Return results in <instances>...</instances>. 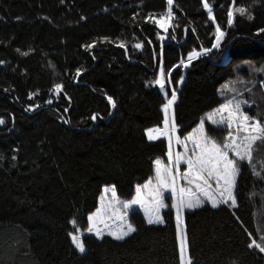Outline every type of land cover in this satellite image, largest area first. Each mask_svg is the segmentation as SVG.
Masks as SVG:
<instances>
[{
  "label": "trees",
  "instance_id": "16d2710c",
  "mask_svg": "<svg viewBox=\"0 0 264 264\" xmlns=\"http://www.w3.org/2000/svg\"><path fill=\"white\" fill-rule=\"evenodd\" d=\"M210 3L226 32L220 48L187 68H173L189 51L211 48L215 24L201 0H174L175 32L144 20L163 13L166 0H0V264H41L30 235L35 223L56 235L48 243L50 256L68 264H180L171 207L159 224L132 212L129 222L137 231L124 240L84 235L83 254L62 226L75 218L85 233L105 185H115L119 199H132L136 186L152 177L154 160L167 161L165 138L149 141L145 135L147 128H163L166 99L152 83L161 48L165 70L173 69L166 88L177 90L173 107L182 136L223 101L221 90L232 81L246 82L232 86L255 101L249 115L264 110V72L254 71L264 68V33L258 31L264 28V0H235L254 18L237 14L232 26L226 15L232 0ZM93 41L91 50L83 47ZM77 68L84 69L79 77ZM55 83L64 85L59 96L52 92ZM255 156L264 157V145ZM235 194L237 208L204 204L184 212L192 264H264V253L248 247L264 234V179L244 170Z\"/></svg>",
  "mask_w": 264,
  "mask_h": 264
},
{
  "label": "snow or ice",
  "instance_id": "6c2138e0",
  "mask_svg": "<svg viewBox=\"0 0 264 264\" xmlns=\"http://www.w3.org/2000/svg\"><path fill=\"white\" fill-rule=\"evenodd\" d=\"M259 2V0H254ZM203 10H206L208 18L215 24L214 40L211 48L201 47L199 50L193 49L187 53V57L181 58L179 65L173 68L183 66L188 67L193 60L198 59L202 54H206L212 49H219L226 35L221 25L216 22L213 12V5L210 0H201ZM174 0H166V9L163 13L153 15L147 14L144 20H151L154 24H159L167 32L168 27H179L174 24L175 12ZM107 9H105L106 11ZM247 16L249 20L254 18V14L249 11L247 6H235V0L226 13L227 24L232 26L235 22L236 15ZM139 13L134 14L133 19ZM187 31V28L185 29ZM195 31V29H193ZM259 32L264 33V28H260ZM103 41H110V37L104 36ZM175 39V36H172ZM96 41L91 44H85L86 50H91ZM120 47L127 50L124 41H120ZM142 43H136L135 48H142ZM17 52L23 56L29 55V51L21 52L19 48ZM34 51V50H30ZM159 58V74L152 82L163 92L166 102L162 105L164 114L163 128L150 127L146 129L147 139L155 141L164 136L167 139V163L161 158L154 160V181L149 179L142 185H137L135 195L132 199L121 202L117 195L115 185H105L103 194L100 197L101 206L87 217V233H94L97 238H103L105 232L107 235L116 240H124L131 233L137 231L136 227L127 220L128 210L133 205H139L145 209L148 224L164 223L161 215V209L171 207L176 213V234L179 241V259L180 264H192L191 257L186 258L188 250V237L186 225L183 219L184 209H195L200 207L205 200L209 201L213 208L220 204L237 208L238 200L235 194L238 177L242 175L244 170H250L251 173L261 179H264V157L255 156V152L259 145H264V110L257 111L256 115H249V111H245V107L249 110L255 104V101L249 97H245L244 92L238 90L232 85L235 83H246L243 80L232 81L225 85L221 90L224 99L216 108L207 112L203 118L198 121L197 126L186 135L179 133V125L176 120L174 105L177 101V90L172 88L171 92L166 85L172 83V70H165L163 66V49L157 54ZM94 58V57H93ZM4 61L0 60V64ZM84 71L82 68L76 69V76L79 77ZM255 72H264V68H256ZM183 76L180 77L178 83H183ZM255 84V81L252 82ZM264 85V81L261 82ZM225 89L233 93L230 97L225 94ZM64 91L62 83H55L52 92L59 96ZM245 91L251 93L252 89L245 88ZM36 93L30 95L34 96ZM64 95H67L64 93ZM70 99V98H69ZM107 100L111 107H116V102L112 96H107ZM48 103H52L51 100ZM33 105H29L31 109ZM38 107V105L36 106ZM91 119L96 120L97 116L93 115ZM67 122V121H66ZM210 125L224 126L226 136L221 140H217L210 135V131H216V128H210ZM5 120L0 117V125ZM173 143L183 147V151H173ZM181 164L186 167L181 171ZM183 181L184 183H181ZM171 192V205L165 203V191ZM117 205H121L120 208ZM111 220L112 224L107 221ZM73 230L68 233L71 244L81 254L85 253L86 245L83 238V232L77 226V220L73 218L70 221ZM264 233V227L261 228ZM251 236L252 233H249ZM260 241L252 239L249 248H255L260 253H264V234L260 236Z\"/></svg>",
  "mask_w": 264,
  "mask_h": 264
},
{
  "label": "rangeland",
  "instance_id": "374dc122",
  "mask_svg": "<svg viewBox=\"0 0 264 264\" xmlns=\"http://www.w3.org/2000/svg\"><path fill=\"white\" fill-rule=\"evenodd\" d=\"M208 15V14H207ZM156 26H157V28L159 29V30H161V31H163V32H166L165 30H164V28L163 27H160V25L159 24H156ZM169 28V27H168ZM184 71V70H183ZM181 83H179V85H180ZM248 108L247 107H245V111L247 110ZM162 113H163V110H162ZM164 115V114H163ZM208 123V125L210 126V127H212V128H216V129H222V131H223V133H224V135H223V137L224 136H226V132L224 131V126L223 125H220V126H216V125H210V122H207ZM197 126V125H196ZM195 126V127H196ZM194 127V128H195ZM193 128V129H194ZM192 129V130H193ZM191 130V131H192ZM163 138L164 136H160V138ZM222 137V138H223ZM165 138V140L167 141V139H166V137H164ZM222 138H217V140H221ZM216 139V138H215ZM173 151H183V147L182 146H178V145H176L175 143H173ZM166 159H167V157H166ZM165 163H167V161L165 162ZM186 167V165H184V164H181V171H183V169ZM154 176H155V172H153V175H152V177H150L149 179H153V182L155 183V181H154ZM148 179V180H149ZM147 180V181H148ZM146 181V182H147ZM145 182V183H146ZM181 183H184L183 181H181ZM104 189V188H103ZM103 194V190H102V192H101V194L99 195V197H98V202H97V208H99L100 206H101V201H100V197H101V195ZM135 195V194H134ZM164 195H165V199L166 198H170L171 199V192H170V190H168V191H165V193H164ZM134 197V196H133ZM121 202H123L124 200H121V199H119ZM204 204H209L211 207H212V205H211V203L209 202V201H207V200H205V202L202 204V205H204ZM201 205V206H202ZM221 205V204H220ZM138 208H137V207ZM117 207L118 208H120L121 207V205H117ZM96 208V209H97ZM199 208V207H198ZM96 209L93 211V212H95L96 211ZM165 209V208H164ZM164 209H161V213H162V211L164 210ZM195 209H197V208H195ZM195 209H184V211H183V219H184V212L186 211V210H188V211H192V210H195ZM134 211H139L140 213L142 212L143 213V215L145 216V218H146V221H147V216H146V214H145V209L144 208H142L141 206H139V205H133L132 206V208H130L129 210H128V215H127V220H128V222H129V216H130V214L132 213V212H134ZM174 211H175V209H174ZM92 212V213H93ZM109 224H112V221L111 220H108L107 221ZM35 228H33L32 230H30V235L32 236V239H33V250H34V253H35V255L38 257V260L41 262V264H68L67 263V261L63 258V257H60V258H53L52 256H50V254L48 253V243H49V241L51 240V239H53V238H55L56 237V235H54L52 232H50L49 230H46V229H44L40 224H38V223H35V226H34ZM63 230L68 234L70 231H72L73 230V226L71 225V223L70 222H68V223H64L63 224ZM132 234V233H131ZM84 235H89V236H93L95 239H97V240H100L101 238H97L95 235H94V233H87V232H85V233H83V236ZM104 236H109V235H107V232H105V235ZM103 236V237H104ZM109 237H111V236H109ZM111 238H113V237H111ZM114 239V238H113ZM116 240V239H115ZM179 242V241H178ZM80 253V252H79ZM188 257V254H187V252H186V258Z\"/></svg>",
  "mask_w": 264,
  "mask_h": 264
},
{
  "label": "crops",
  "instance_id": "0c3cea01",
  "mask_svg": "<svg viewBox=\"0 0 264 264\" xmlns=\"http://www.w3.org/2000/svg\"><path fill=\"white\" fill-rule=\"evenodd\" d=\"M137 207V206H136ZM138 208V207H137ZM141 214H142V216H143V218L145 219V221H146V218H145V216L143 215V213L141 212ZM147 222V221H146ZM148 223V222H147Z\"/></svg>",
  "mask_w": 264,
  "mask_h": 264
},
{
  "label": "bare ground",
  "instance_id": "6f19581e",
  "mask_svg": "<svg viewBox=\"0 0 264 264\" xmlns=\"http://www.w3.org/2000/svg\"><path fill=\"white\" fill-rule=\"evenodd\" d=\"M145 135H146V131H145ZM146 137H147V135H146Z\"/></svg>",
  "mask_w": 264,
  "mask_h": 264
},
{
  "label": "water",
  "instance_id": "95a60500",
  "mask_svg": "<svg viewBox=\"0 0 264 264\" xmlns=\"http://www.w3.org/2000/svg\"><path fill=\"white\" fill-rule=\"evenodd\" d=\"M182 84V83H181ZM181 84H180V86H181ZM147 138V137H146Z\"/></svg>",
  "mask_w": 264,
  "mask_h": 264
}]
</instances>
